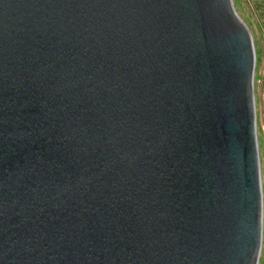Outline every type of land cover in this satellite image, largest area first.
Returning <instances> with one entry per match:
<instances>
[{"label":"water","instance_id":"obj_1","mask_svg":"<svg viewBox=\"0 0 264 264\" xmlns=\"http://www.w3.org/2000/svg\"><path fill=\"white\" fill-rule=\"evenodd\" d=\"M255 62L232 0H0V264H258Z\"/></svg>","mask_w":264,"mask_h":264},{"label":"rangeland","instance_id":"obj_2","mask_svg":"<svg viewBox=\"0 0 264 264\" xmlns=\"http://www.w3.org/2000/svg\"><path fill=\"white\" fill-rule=\"evenodd\" d=\"M232 1L236 12L248 26L255 47L254 97L263 198L262 243L258 264H264V0Z\"/></svg>","mask_w":264,"mask_h":264},{"label":"trees","instance_id":"obj_3","mask_svg":"<svg viewBox=\"0 0 264 264\" xmlns=\"http://www.w3.org/2000/svg\"><path fill=\"white\" fill-rule=\"evenodd\" d=\"M256 54H257V51H256ZM259 60H260V58H259Z\"/></svg>","mask_w":264,"mask_h":264},{"label":"bare ground","instance_id":"obj_4","mask_svg":"<svg viewBox=\"0 0 264 264\" xmlns=\"http://www.w3.org/2000/svg\"><path fill=\"white\" fill-rule=\"evenodd\" d=\"M256 68V67H255ZM256 70V69H255Z\"/></svg>","mask_w":264,"mask_h":264}]
</instances>
